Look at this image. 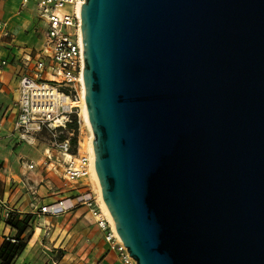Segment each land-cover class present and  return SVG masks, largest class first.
Returning <instances> with one entry per match:
<instances>
[{
    "label": "water",
    "instance_id": "1",
    "mask_svg": "<svg viewBox=\"0 0 264 264\" xmlns=\"http://www.w3.org/2000/svg\"><path fill=\"white\" fill-rule=\"evenodd\" d=\"M87 118L137 264H264V0H85Z\"/></svg>",
    "mask_w": 264,
    "mask_h": 264
},
{
    "label": "crops",
    "instance_id": "2",
    "mask_svg": "<svg viewBox=\"0 0 264 264\" xmlns=\"http://www.w3.org/2000/svg\"><path fill=\"white\" fill-rule=\"evenodd\" d=\"M22 2L0 0V21L5 24L0 29V247L18 237L8 220L32 215L31 227L20 236L26 247L15 264H123L118 253L109 250L88 207L73 201L77 191L57 183L63 180L61 168L45 165L50 146L38 148L35 135L22 138L15 130L19 81L32 71L46 33L36 7ZM30 163L35 164L32 170ZM42 206L53 211L42 214ZM7 209L15 216L5 218Z\"/></svg>",
    "mask_w": 264,
    "mask_h": 264
},
{
    "label": "built area",
    "instance_id": "3",
    "mask_svg": "<svg viewBox=\"0 0 264 264\" xmlns=\"http://www.w3.org/2000/svg\"><path fill=\"white\" fill-rule=\"evenodd\" d=\"M84 3L85 0H23V6L36 7L39 18L46 23V33L44 45L36 51L32 71L19 81L15 130L22 138L45 128L68 134L65 139L55 134L58 139L46 150L45 165L53 170L61 168L62 179L69 190L78 193L73 201L88 207L96 225L105 233L109 250L117 252L123 264H137L97 199L91 181L92 153L87 143L90 137L85 141L80 137V105L74 103L81 100L84 90L82 18L78 12L79 4ZM4 28L5 24L0 21V29ZM1 64L6 65V62ZM74 114L79 116L78 131L68 129ZM76 134L77 142L73 144ZM28 168L34 169L35 164H28ZM52 211L51 206L40 208L42 214ZM14 215L12 209L4 212L7 219Z\"/></svg>",
    "mask_w": 264,
    "mask_h": 264
},
{
    "label": "trees",
    "instance_id": "4",
    "mask_svg": "<svg viewBox=\"0 0 264 264\" xmlns=\"http://www.w3.org/2000/svg\"><path fill=\"white\" fill-rule=\"evenodd\" d=\"M79 123L78 116L76 114L73 115V122L69 124L68 129L78 131ZM46 130L43 129V131ZM61 137V136H60ZM61 139H65V137H61ZM77 137L73 138V144H76ZM15 216V215H14ZM32 215H28L26 219H21L18 216L13 217L8 220V224L18 230V237L15 239V242L11 239H6L0 247V264H15V260L22 253V251L26 247V242L22 241L20 236L25 233L30 226V219Z\"/></svg>",
    "mask_w": 264,
    "mask_h": 264
},
{
    "label": "bare ground",
    "instance_id": "5",
    "mask_svg": "<svg viewBox=\"0 0 264 264\" xmlns=\"http://www.w3.org/2000/svg\"><path fill=\"white\" fill-rule=\"evenodd\" d=\"M82 7L83 5L82 4H79L78 6V12L82 18ZM83 82H84V77H83ZM81 102L82 104V111H83V115H84V120H85V124L87 125V127L89 128L90 130V133H91V136H90V141H89V149L92 153V167H91V171H92V174H91V180L96 188V191L98 192V196H97V199L100 201V205L103 209V211L105 212V214L108 216V218L110 219L114 229L117 231V228H116V225H115V222H114V219L110 213V210L108 208V205L106 203V200H105V196H104V192H103V189H102V186H101V183H100V180H99V177H98V173H97V169H96V162H95V144H94V133H93V130L89 124V121H88V118H87V104H86V94H85V86H84V90L82 92V95H81V100L79 102H75L74 104H79ZM118 234V232H117Z\"/></svg>",
    "mask_w": 264,
    "mask_h": 264
},
{
    "label": "rangeland",
    "instance_id": "6",
    "mask_svg": "<svg viewBox=\"0 0 264 264\" xmlns=\"http://www.w3.org/2000/svg\"><path fill=\"white\" fill-rule=\"evenodd\" d=\"M79 105H80V108L78 109V112L80 114V117L79 116L78 117L81 118V121H82V132H81L80 137H81L82 141H85L86 139H88L91 136V133L89 131V128L85 124L81 102L79 103ZM55 134L58 135L60 139H61V137L68 136V134L66 132L64 134H60L59 132L57 133V132H54V131H50L48 129H46L44 131L42 130L41 132H38V133L35 134L37 147L43 149L44 145L51 146L53 144V142L58 139V137H56ZM76 137H78V134H76ZM89 141H90V138L87 141L88 145H89ZM57 183L60 184V185L62 184L64 186L66 185V182L64 180H58ZM92 184H93V182H92ZM65 187H67V185ZM93 188L96 191V188H95L94 184H93ZM96 194L98 196V192L97 191H96Z\"/></svg>",
    "mask_w": 264,
    "mask_h": 264
}]
</instances>
